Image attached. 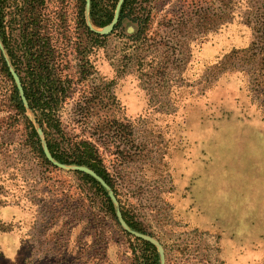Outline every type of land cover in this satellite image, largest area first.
Listing matches in <instances>:
<instances>
[{"label":"rangeland","instance_id":"1","mask_svg":"<svg viewBox=\"0 0 264 264\" xmlns=\"http://www.w3.org/2000/svg\"><path fill=\"white\" fill-rule=\"evenodd\" d=\"M76 3L41 6L62 72L77 75L80 57L92 65L59 110L66 138L92 142L120 210L159 241L164 264H264V91L256 60L229 54L259 36L264 0H134L81 53ZM96 83L115 102L103 97L86 123L76 102ZM8 95L0 74V264H133L135 236L82 172L42 161Z\"/></svg>","mask_w":264,"mask_h":264},{"label":"trees","instance_id":"2","mask_svg":"<svg viewBox=\"0 0 264 264\" xmlns=\"http://www.w3.org/2000/svg\"><path fill=\"white\" fill-rule=\"evenodd\" d=\"M44 1L17 0V3L14 2L16 4L15 9L18 11L17 15L19 16L17 20L19 41L15 43L10 32L11 13H13L14 6L9 3V0H0V41L4 46L10 63L21 79L28 102V107H25L0 50V74L8 83L10 108L13 110L15 117H21L27 123L32 146L45 164L52 165L44 156L41 138L36 131L34 122L27 115V111L33 113L34 120L42 129L44 140L55 160L65 164L86 165L94 169L113 187L98 155V150L93 146L92 142L77 136L67 139L63 131L59 110L74 94L78 83L90 74L92 65L85 61L83 57H80L81 61L78 64L77 75L62 72L57 58V46L54 44L52 34L49 31L50 26L48 21L42 18L41 6ZM117 1L90 0L88 17L92 25L103 27L108 24L113 17ZM133 2L134 0H123L119 11V22L123 17L129 15L130 6ZM75 13L79 27L78 38H80L77 48L79 53H81L83 50L90 49V40L97 41L105 35L94 32L87 25L85 0H77ZM55 25L53 26L56 27ZM256 31L260 32L259 36H256L247 46L231 49L229 54H244L246 60H249L247 64L254 63L256 60L257 73L253 77L254 85L256 89L262 87L259 90L264 91V40L262 38L264 37V27L262 29L257 28ZM83 36L88 38V44L82 47L83 41L81 37ZM260 43L261 45H259ZM237 59H240V57H236L234 60ZM222 63L223 61L220 63L221 66ZM103 97H107V101L110 104L115 102L110 83L105 85L96 83L91 87L86 86L76 102L75 111L78 116L88 123L91 120V116L96 115L95 108L103 101ZM82 175L102 192L107 208L113 219L116 220L115 205L109 198L106 189L92 176L85 173ZM121 211L128 225L141 231L134 221L128 219L122 208ZM121 230L123 229L121 228ZM135 240L141 246L142 251L140 255H137L135 247H133V264H160L158 251L152 243L137 237H135Z\"/></svg>","mask_w":264,"mask_h":264},{"label":"water","instance_id":"3","mask_svg":"<svg viewBox=\"0 0 264 264\" xmlns=\"http://www.w3.org/2000/svg\"><path fill=\"white\" fill-rule=\"evenodd\" d=\"M122 2H123V0L118 1L117 6H116L115 11H114V14H113V18L108 24H106L105 26L100 27V28H94V26L92 25V23L88 17L90 0H85L86 23L89 26V28L91 30H93L94 32H96L98 34H102V35L110 33L112 31V29L114 28V25L116 24L117 20H118L119 8H120V5ZM0 50H1V52L5 58L6 64L9 68V71L13 77L15 84H16L20 98H21L24 106L28 107V102H27L26 96L24 94V89L22 87L21 79H20L18 73L16 72V70L12 67L1 41H0ZM35 127H36V131H37L38 135L41 138L42 149H43V153H44V156L46 157V159L59 168L79 171V172L88 174V175L92 176L94 179H96L106 189L109 198L111 199V201L115 205V214H116L117 220H118L119 224L121 225V227L124 230H126L128 233H130L131 235L138 237L140 239L149 241L150 243L155 245L157 248V251L159 253L160 264H164V249H163L162 245L159 243V241L156 238L152 237L151 235L136 231V230L129 227V225L127 224L126 220L124 219V217L121 213L117 197H116L114 191L112 190V188L110 187V185L105 181V179L101 175H99L94 169H92L86 165H76V164L68 165V164L61 163V162L55 160L53 158L52 154L50 153L48 147H47L46 141L42 137V134H43L42 129L38 125H36Z\"/></svg>","mask_w":264,"mask_h":264}]
</instances>
